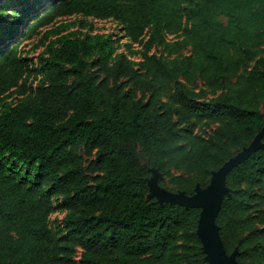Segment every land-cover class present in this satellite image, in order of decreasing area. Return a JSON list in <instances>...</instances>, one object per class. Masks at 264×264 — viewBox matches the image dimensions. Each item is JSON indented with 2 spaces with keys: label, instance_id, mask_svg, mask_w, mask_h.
I'll return each mask as SVG.
<instances>
[{
  "label": "trees",
  "instance_id": "16d2710c",
  "mask_svg": "<svg viewBox=\"0 0 264 264\" xmlns=\"http://www.w3.org/2000/svg\"><path fill=\"white\" fill-rule=\"evenodd\" d=\"M25 1H0L17 37L0 49V264H208L201 210L149 198L148 180L192 196L263 130L264 0ZM73 15L114 21L138 58L60 23L30 86L21 42ZM224 182V249L264 264V147Z\"/></svg>",
  "mask_w": 264,
  "mask_h": 264
},
{
  "label": "water",
  "instance_id": "95a60500",
  "mask_svg": "<svg viewBox=\"0 0 264 264\" xmlns=\"http://www.w3.org/2000/svg\"><path fill=\"white\" fill-rule=\"evenodd\" d=\"M256 136L247 147L226 161L216 171H213L209 185L205 189L197 187L195 194L192 196H187L183 192L176 193L165 188H158L148 180L149 194L155 196L158 203L169 202L184 207H196L201 210L196 233L202 244V250L205 253V260L208 264H236L237 251L235 250L230 254L226 253L218 233L219 228L215 219L224 195L229 192V188L225 186V176L228 171L243 162L253 151L260 147L253 143ZM153 171L157 170L152 169V176Z\"/></svg>",
  "mask_w": 264,
  "mask_h": 264
},
{
  "label": "rangeland",
  "instance_id": "374dc122",
  "mask_svg": "<svg viewBox=\"0 0 264 264\" xmlns=\"http://www.w3.org/2000/svg\"><path fill=\"white\" fill-rule=\"evenodd\" d=\"M3 1V0H0ZM29 0L25 1V4H27ZM38 4H44V0H38ZM14 8H19V5H16ZM36 9V6L34 7ZM27 19V18H26ZM25 18L22 20L20 25L15 26V30L19 31L23 27V25L26 24ZM84 20L85 22H91L92 26L91 29L89 27H84V28H78L79 26V21ZM221 21H225L224 17H220ZM74 22V23H73ZM60 23H73L69 28L62 29V33L64 32H69L71 30L79 29L80 32H89V33H103V34H112L116 37L117 43H118V51H122L126 53L129 57L131 58H138L139 52H140V46L136 44L129 43L127 39H124L122 37V34L120 33L119 26L112 20H94L92 18H83L81 16H67L60 18L56 20L55 23H53L50 26H45L40 28V34L32 37L29 40H23L20 44L21 50H23V56H25L29 63L31 64L32 68L34 69V73L32 77L29 80L30 86L35 84L36 82H39L42 79V75L39 72V58L44 57L46 55L47 50L49 49V43L53 40L54 36L48 35L46 39H42V34L51 28L52 26H56L57 24ZM3 25L0 26V49L3 48L8 42L10 44H13L17 37L12 33L11 35L8 36H2L1 29ZM16 32V31H15ZM8 38V39H7ZM160 51L159 48H152L150 50V53H155L158 54ZM184 54L187 53V51L183 52ZM21 97H18L16 95L12 96L8 100L10 102H16L19 100ZM208 130V129H207ZM253 143L256 146L264 147V128L263 130L258 133L256 136V139L253 141ZM163 177L162 175L157 172L153 171V176L152 178L149 179V182L154 184L156 187L164 189L163 186L160 185L159 181L162 180ZM149 198H156L152 194L148 195ZM157 199V198H156ZM66 214V211L63 210L62 208H58L53 214H51L50 219L52 221V226H56L57 222L63 218V216ZM81 250L79 248L76 249L75 253V259L78 260L80 258Z\"/></svg>",
  "mask_w": 264,
  "mask_h": 264
}]
</instances>
